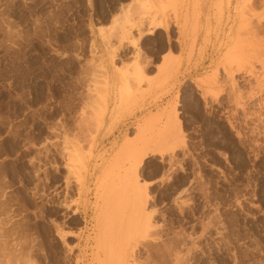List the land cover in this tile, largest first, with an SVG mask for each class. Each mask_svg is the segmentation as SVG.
Here are the masks:
<instances>
[{
    "label": "rangeland",
    "instance_id": "rangeland-1",
    "mask_svg": "<svg viewBox=\"0 0 264 264\" xmlns=\"http://www.w3.org/2000/svg\"><path fill=\"white\" fill-rule=\"evenodd\" d=\"M0 264H264V0H0Z\"/></svg>",
    "mask_w": 264,
    "mask_h": 264
}]
</instances>
